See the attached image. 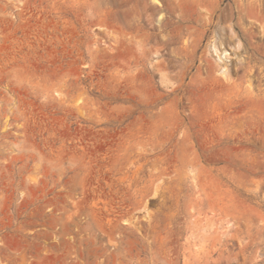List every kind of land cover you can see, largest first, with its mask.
Returning <instances> with one entry per match:
<instances>
[{"label":"rangeland","instance_id":"374dc122","mask_svg":"<svg viewBox=\"0 0 264 264\" xmlns=\"http://www.w3.org/2000/svg\"><path fill=\"white\" fill-rule=\"evenodd\" d=\"M0 264H264V0H0Z\"/></svg>","mask_w":264,"mask_h":264}]
</instances>
